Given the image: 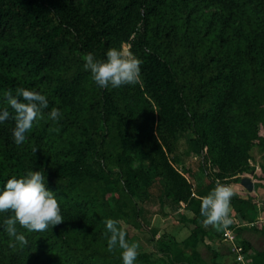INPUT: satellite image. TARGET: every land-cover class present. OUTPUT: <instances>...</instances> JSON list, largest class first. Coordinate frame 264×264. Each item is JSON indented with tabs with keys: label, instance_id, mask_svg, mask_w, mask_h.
Instances as JSON below:
<instances>
[{
	"label": "trees",
	"instance_id": "obj_1",
	"mask_svg": "<svg viewBox=\"0 0 264 264\" xmlns=\"http://www.w3.org/2000/svg\"><path fill=\"white\" fill-rule=\"evenodd\" d=\"M124 43L142 61L140 82L99 87L85 55ZM19 87L45 94L49 108L19 145L13 119L0 123V185L43 168L63 221L17 225L29 244L12 247L11 213L0 212V264H122L107 247V218L139 242L136 264H209L198 249L201 200L217 182L241 183L253 138L264 149V0H0V108L14 113L6 94ZM154 199L155 214L183 208L187 238L144 226ZM231 204L228 228L239 230L235 215L258 221L255 195ZM121 220L149 231V245ZM240 247L246 264H264L250 241Z\"/></svg>",
	"mask_w": 264,
	"mask_h": 264
},
{
	"label": "clouds",
	"instance_id": "obj_2",
	"mask_svg": "<svg viewBox=\"0 0 264 264\" xmlns=\"http://www.w3.org/2000/svg\"><path fill=\"white\" fill-rule=\"evenodd\" d=\"M84 68L89 70L92 79L101 88H118L124 85H135L141 80L142 61L132 52L120 47H110L104 58L98 59L93 52L84 57ZM6 99L14 113L8 108H0V123L10 117L14 121L12 136L16 144L26 140V133L33 127L45 110L49 108V100L38 90L19 87L13 93L9 89ZM48 117L58 122L61 110L52 108ZM35 152L36 149L34 148ZM235 195L228 184L217 182L200 203V216L204 225H212L217 231H223L232 224L230 215L231 201ZM0 212H10L5 221L4 229L10 239V246L17 243L28 246L25 234L18 230L17 225L28 231H44L63 221L61 208L55 192L47 187V177L43 168L28 169L23 175L12 176L0 185ZM107 236V247L112 250L119 248L122 264H136L139 255V242L129 241L127 233L119 226L116 219L104 220Z\"/></svg>",
	"mask_w": 264,
	"mask_h": 264
},
{
	"label": "rangeland",
	"instance_id": "obj_3",
	"mask_svg": "<svg viewBox=\"0 0 264 264\" xmlns=\"http://www.w3.org/2000/svg\"><path fill=\"white\" fill-rule=\"evenodd\" d=\"M122 49H126L129 51L130 45L128 43H124L122 46ZM260 115L261 116L259 120V133L262 137H264V105L261 108ZM40 121L42 120L40 119ZM56 136L58 137V135ZM253 142H254V145L252 146V149H251V158L249 159V168L242 173H238V175L241 176L242 178L245 176L250 177L254 182L255 189L250 192L247 190V188L244 185H242V183H230L228 185L232 187L234 193H237V194L241 193L244 195H248V194L255 195V197L258 199V204L261 209L259 220L263 221L262 223H264V187H259L260 184H264V149L261 148L259 144H257V141L255 138H253ZM191 165L197 172L198 177H200L201 175V178H202L203 174L201 173V170L198 164L194 162L193 160L191 162ZM159 208L160 206L158 205L155 199L150 202H147L146 209L142 211L141 217H142V221L145 227L149 228L150 230H155V231L160 232L161 231L160 228L165 226L167 222L161 221L163 218H165L166 215H163L160 213L158 214L153 213L154 210L159 209ZM164 209L171 211L169 212L171 217L167 219V221L171 224H170V227L166 226V228L173 229L172 227L176 226L177 220L180 219L181 212H177L176 214H174L173 212L175 211V209H171L169 205H165ZM121 223L123 224V226L130 229L131 233L137 234L139 237H141L143 244H145L146 246L149 245V242L147 241V237H150L149 231L137 229L136 227H133V225L126 223L124 220H121ZM187 226H189L188 229L190 232L191 226L190 225H187ZM225 241H228L229 244L232 245L231 241L228 238H225ZM236 242L240 244L242 240L240 241L236 237ZM202 250L206 251L205 248H202ZM231 253L235 255L232 252V249H231Z\"/></svg>",
	"mask_w": 264,
	"mask_h": 264
},
{
	"label": "crops",
	"instance_id": "obj_4",
	"mask_svg": "<svg viewBox=\"0 0 264 264\" xmlns=\"http://www.w3.org/2000/svg\"><path fill=\"white\" fill-rule=\"evenodd\" d=\"M200 178L201 175L200 177H198L197 182H200ZM231 207L232 210L230 215L232 213L234 214L232 204ZM182 210L183 208L180 207L175 208V211L173 213L176 214L177 212H181ZM164 211L167 214L165 218H163L161 221H166L167 224L160 228V233L167 231L171 233V235L174 236L178 241H182L187 238L190 235L191 231L189 232V226L181 222L179 218V220H177L176 226L172 227L173 229L166 228V226L170 227L171 224L167 221V219L171 217V215L169 214V212L171 211L167 209H164ZM234 219L237 222L238 227H240L239 230H233L230 228H227L226 230H232L235 234V237H237V239H239L240 241H250L256 250L264 251V223H262L263 221H260L258 219V221L256 222H247L246 220L242 219L240 215H235ZM203 227L204 229H206V233L204 235L202 234L204 240H201L199 242L198 249L202 252V255L209 262V264H242L240 261H237L236 255H233L231 253L232 245L229 244L228 241H225V232H218L212 225H203ZM202 248H205L206 251H203Z\"/></svg>",
	"mask_w": 264,
	"mask_h": 264
},
{
	"label": "built area",
	"instance_id": "obj_5",
	"mask_svg": "<svg viewBox=\"0 0 264 264\" xmlns=\"http://www.w3.org/2000/svg\"><path fill=\"white\" fill-rule=\"evenodd\" d=\"M225 235H226L225 238H228L232 243L231 249H232V252L236 255L237 260L240 261L242 264H246L245 256L241 252L240 244L236 242V237H235V234L233 233V231L232 230H226Z\"/></svg>",
	"mask_w": 264,
	"mask_h": 264
},
{
	"label": "water",
	"instance_id": "obj_6",
	"mask_svg": "<svg viewBox=\"0 0 264 264\" xmlns=\"http://www.w3.org/2000/svg\"><path fill=\"white\" fill-rule=\"evenodd\" d=\"M241 183L247 188L248 191H253L255 189L253 180L248 176L243 177L241 179Z\"/></svg>",
	"mask_w": 264,
	"mask_h": 264
}]
</instances>
